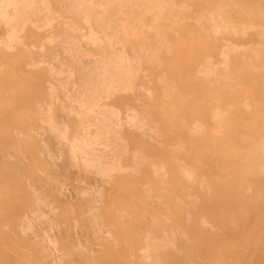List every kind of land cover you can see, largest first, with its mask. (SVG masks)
I'll return each mask as SVG.
<instances>
[{
    "label": "bare ground",
    "instance_id": "bare-ground-1",
    "mask_svg": "<svg viewBox=\"0 0 264 264\" xmlns=\"http://www.w3.org/2000/svg\"><path fill=\"white\" fill-rule=\"evenodd\" d=\"M51 212L60 264H264V0H0V264Z\"/></svg>",
    "mask_w": 264,
    "mask_h": 264
},
{
    "label": "rangeland",
    "instance_id": "rangeland-1",
    "mask_svg": "<svg viewBox=\"0 0 264 264\" xmlns=\"http://www.w3.org/2000/svg\"><path fill=\"white\" fill-rule=\"evenodd\" d=\"M55 23H57V20L54 21V24ZM54 26L55 25H53V24L52 25L50 24L48 26L46 25V27L41 28V30H42V32L51 33L53 31H55V29H56V26L55 27ZM253 31H254V28L251 27L244 34H242L241 36L236 35V37H235L236 38V42L238 44L244 45V46L245 45H254V44H256L257 43V35ZM221 41L223 43H229V42H231V39L226 37V36H223L221 38ZM85 57H87V58H85ZM88 57H91V55L84 56L85 59H88ZM142 73L144 75H148L149 74V70H143ZM153 85H154V81L149 79L148 82L144 86L141 87V90L144 91L146 94H148V93H150ZM123 93H129V90H122V91L118 92V94H123ZM139 102H140V100H137V103H139ZM131 110H132V108L130 109V111ZM123 111L124 110H121V114H123ZM137 130L141 133V135L147 136V133H145L143 131V129H137ZM154 140L159 146L167 145V142L165 141V135L164 134H161V133L157 134ZM96 146H98V144H96ZM99 147H100V145H99ZM42 189L44 190V189H46V187H43ZM77 190L78 191L81 190V187H80V189L78 187ZM252 192H253V189L247 190V194L248 195H251ZM47 197L49 199L52 198V200H48V198H46V200H48V201H46L45 203H49L51 201L50 204H45V203L43 204V202H42L41 206H42V208H44V210L50 211L51 206H53L54 204L55 205L58 204V200L56 201V198L54 196H49L48 195ZM53 197H54V200H53ZM52 202H54V204ZM92 203L94 204V202H92ZM46 205H47V207H45ZM27 214H28V216H26ZM49 214H50V216L48 215V217H50L52 219H50V218H49L50 220L47 219L46 223L43 224L42 226H40V227L39 226H37V227L33 226V227H28V228H26L24 230H21V231H18V230L17 231H12V234L16 238L19 237V236H24L27 240L30 239V241L34 237H39L40 236L39 239L42 238L43 244L45 246L47 245V247H48V248L47 247L44 248L43 252L40 253V257H41L42 262H44L45 264H60L63 261L62 260L63 252H61L62 250L60 249L59 244L54 242V239H55V235H56L55 233H57V231H58L57 227L59 229H61L64 225L63 224L62 225L60 224V226L58 225L59 224L58 219L55 218L56 215H54L53 212H51ZM23 216H26V217L25 218L23 217L24 219L22 218V221L24 220V222H27L28 220H31V222L36 223L34 221V219H33L34 214L32 212H30V211L25 212ZM26 218L27 219L29 218V219L27 220ZM54 219H55V221H54ZM54 222H56L57 224H55ZM6 229H8V228H6ZM76 229L77 228L74 227V231H76ZM39 231H40V233H38ZM36 233L38 234V236H36L37 235ZM51 236H52V238H50ZM92 236L93 235H91L89 237V239H87V240L85 239L84 240V245H92V243H93V241H91L92 240ZM109 237H111V235H109ZM52 239H53V242L51 241ZM53 243H54L55 246L53 245ZM237 244L240 246V248H244V245H243V242H242L241 239L237 241ZM95 245L97 247H104V244L102 242L101 243H96Z\"/></svg>",
    "mask_w": 264,
    "mask_h": 264
}]
</instances>
